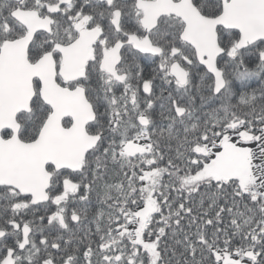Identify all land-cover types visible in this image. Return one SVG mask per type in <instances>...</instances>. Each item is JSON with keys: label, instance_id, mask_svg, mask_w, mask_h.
<instances>
[{"label": "snow or ice", "instance_id": "obj_1", "mask_svg": "<svg viewBox=\"0 0 264 264\" xmlns=\"http://www.w3.org/2000/svg\"><path fill=\"white\" fill-rule=\"evenodd\" d=\"M0 264H264V0H0Z\"/></svg>", "mask_w": 264, "mask_h": 264}]
</instances>
